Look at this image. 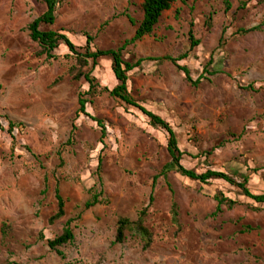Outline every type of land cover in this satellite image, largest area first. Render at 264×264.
Segmentation results:
<instances>
[{"label": "rangeland", "instance_id": "1", "mask_svg": "<svg viewBox=\"0 0 264 264\" xmlns=\"http://www.w3.org/2000/svg\"><path fill=\"white\" fill-rule=\"evenodd\" d=\"M229 1L224 13L221 0H174L152 34L124 55L177 62L145 63L128 86L141 107L172 128L186 153L184 168L222 172L238 182L249 177L248 189L260 194L264 28L239 30L264 21V0ZM141 3L60 0L54 24L42 28L65 31L76 46L88 34L97 49H116L133 37ZM43 11L38 0H0V264H264V205L222 180L203 185L174 172L160 176L171 161L167 134L107 93L88 100L89 117H76L78 95L88 90L75 78L76 60L63 46L56 60L37 56L29 39L27 26ZM189 24L199 42L192 50ZM175 65H185L192 81L204 79L194 87ZM91 76L100 88L115 85L108 60ZM55 187L65 215L50 223ZM93 189L100 204L85 209ZM216 192L237 205L215 212ZM143 210L150 246L132 233L115 244L118 219L135 221ZM67 220L74 239L58 248L61 258L46 240L60 235Z\"/></svg>", "mask_w": 264, "mask_h": 264}, {"label": "trees", "instance_id": "2", "mask_svg": "<svg viewBox=\"0 0 264 264\" xmlns=\"http://www.w3.org/2000/svg\"><path fill=\"white\" fill-rule=\"evenodd\" d=\"M44 7V11L35 18L28 26L27 30L29 32V39L32 43H35L39 51L37 56H44L46 60H56L57 52L60 47L67 49V57H73L78 64V68L75 72V78H83L85 83L88 85V90L85 93L79 94L77 99L78 108L76 111V117L83 115L89 117L85 112L86 104L88 100L93 98L95 95L102 93H107L109 97L114 100L119 101L126 107H131L138 110L143 116H145L150 124L163 130L167 134L166 139V150L170 156L171 161L165 165L160 171V176H166L169 172H174L176 175L185 178L189 181L197 182L199 184H207L211 180H222L229 184L230 186L236 188L243 197L254 203L256 206L264 205V192L260 194H253L247 187L249 177H244L241 182L235 181L229 175L217 172V171H206L205 173L198 174L193 170L184 168L180 161L181 156L186 155L182 153L178 148V142L176 135L172 128L159 116L154 115L152 112L141 107L137 101L131 96L129 91V76L136 70H141L145 63H155L160 64L163 61H168L173 64L177 60L164 56V57H135L134 55H124L126 47L142 40L144 37L152 34L155 26L158 24L159 18L162 13L169 10L171 4L174 0H142L141 3V13L142 18L134 31L133 37L125 41L120 47L116 49L100 50L93 45V37L84 34L83 46H76L68 36L65 31H52L46 30L42 27L52 26L55 22V12L60 4V0H38ZM224 7V13H227L231 9V3L229 0H221ZM129 22L132 24L133 21L127 17ZM192 25L189 24L188 29V42L189 48L192 50L198 46L199 42L193 40ZM264 28V21L254 27L249 29L239 30V33H248L253 31H260ZM186 55L179 57V60L185 59ZM101 60H108L110 62V72L115 81V85L111 89L106 87H99L96 79L91 76V72L95 67L98 66ZM212 59L207 63V67L212 65ZM177 69L184 75V78L192 86H197L204 78L199 76L196 81H192L187 67L175 65ZM83 67H89L87 72L82 73L80 69ZM205 74L206 71H205ZM93 120V119H92ZM95 120V119H94ZM93 120V121H94ZM96 121V120H95ZM97 124L101 126L100 121ZM102 128V127H101ZM99 163L97 164V170L99 168ZM100 192L92 190L91 198L84 203V208L88 209L96 204H100ZM54 198L56 201V211L49 218V222L53 223L56 220L61 219L65 215L64 211V201L59 193L58 187L54 188ZM212 198L216 202L215 212H219L221 207H225L227 210L233 209L237 203L227 197L222 193H215ZM151 201V197L149 198ZM145 210L141 211L135 221H129L126 218H119L116 224L115 230V244H122L125 240L126 233H132L135 235L144 248H148L151 243V234L148 229L144 226ZM172 214L175 217L176 211L175 206L172 204ZM70 220H67L60 235L57 237L46 240V246L49 250L55 252L59 257L63 258V254L58 250V248L63 247L71 243L74 239L72 230L70 229ZM42 239V237H40Z\"/></svg>", "mask_w": 264, "mask_h": 264}]
</instances>
